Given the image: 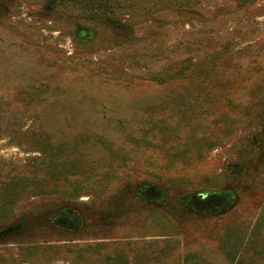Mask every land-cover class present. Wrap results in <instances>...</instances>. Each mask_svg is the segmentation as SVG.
Masks as SVG:
<instances>
[{"label": "rangeland", "instance_id": "rangeland-1", "mask_svg": "<svg viewBox=\"0 0 264 264\" xmlns=\"http://www.w3.org/2000/svg\"><path fill=\"white\" fill-rule=\"evenodd\" d=\"M0 264H264V0H0Z\"/></svg>", "mask_w": 264, "mask_h": 264}]
</instances>
